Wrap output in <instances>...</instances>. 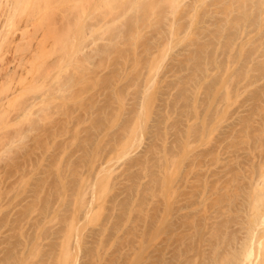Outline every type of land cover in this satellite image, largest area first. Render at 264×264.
Returning a JSON list of instances; mask_svg holds the SVG:
<instances>
[{"label": "rangeland", "instance_id": "1", "mask_svg": "<svg viewBox=\"0 0 264 264\" xmlns=\"http://www.w3.org/2000/svg\"><path fill=\"white\" fill-rule=\"evenodd\" d=\"M51 1L0 264H264V0Z\"/></svg>", "mask_w": 264, "mask_h": 264}, {"label": "bare ground", "instance_id": "2", "mask_svg": "<svg viewBox=\"0 0 264 264\" xmlns=\"http://www.w3.org/2000/svg\"><path fill=\"white\" fill-rule=\"evenodd\" d=\"M68 1L70 3H72V4H70V7L72 9L71 12L75 11L77 14H80L81 11L80 12H78V11L81 9V6H83V1L82 0H68ZM102 1H108L109 2L112 0H102ZM114 1L115 0H113V2ZM119 1H122V0H119ZM140 1H142V0H140ZM34 2L37 4L36 5L33 4ZM51 2H53V1H51V0H0V149L4 148V146L8 142H13L14 137H16V134L13 135V134H9V132H7V127L10 125V123H13L16 120L19 121L21 119L26 118L28 115H30L31 111L35 107L40 106L41 103L44 104L43 103L44 98H42V96L41 97L39 96L38 98L35 97L34 100H31V98L24 99V92L27 91L26 89L29 88L31 86V84L35 83L34 82L35 79L32 77L30 78V81L28 80L27 75H30L29 74L30 72H29V70L27 71L26 63L28 61H32V58L36 57V56L32 57L31 59L28 60V57L30 58L31 56L27 57L25 55V53H29V50L31 48H32L31 50H33V48L36 47L38 44L44 45L46 43L44 41H46V38H47L46 34H48V33H46L47 31L45 32V30L46 29L48 30V28L45 29L46 25H44V24L42 25L41 23L35 24L34 20H36V19H38V21L41 20V18L47 13L46 12L44 14L45 10L48 8V5ZM69 2H67V3H69ZM137 3H138V1H137ZM137 3H135V5ZM32 4H33V6L30 7ZM110 4H113V3H110ZM114 5H116V4L114 3ZM114 5H113V7H114ZM142 5H140V8ZM27 6H29L30 8ZM50 6H51V4H50ZM36 7H37V9H35ZM120 7H122V6H120ZM31 8L33 9V11ZM82 9H83V7H82ZM117 9H121V8H117ZM145 9L146 8H144L143 10H145ZM46 11H48V10H46ZM30 12H33L32 15H34L33 17H35L36 19L32 18L33 19L32 20L30 17L27 18V16H29L28 14ZM140 12H141V10H140ZM103 15H104V17H102L101 20H99V21L97 20L98 23L99 22L102 23L103 20L105 19L106 15L105 14H103ZM77 16H79V15H77ZM79 18H81V16H79ZM48 19L50 20V18H48ZM45 20H46V18H45ZM45 20H41V21H43V23H45L44 22ZM76 20L79 21L78 17L76 18ZM46 23H47V21H46ZM102 25L100 27H102ZM46 27H48V26H46ZM100 27H98V28H100ZM92 28H93V26H92ZM96 28H97V26H96ZM39 37H40V39L38 40ZM66 37H67V35H66ZM63 38H65V37H63ZM63 41H64V39H63ZM57 42H58V39L54 40L55 44H57ZM40 45H38V46H40ZM44 46H42V48ZM42 48L40 47V49H42ZM34 49L37 50V47ZM39 50H37L38 53L41 52V51L39 52ZM37 51L34 52V54H36L38 56ZM53 65L55 66V64H53ZM53 99H56V95H55V97H53ZM40 109H42V108H40ZM40 109H39V111L41 112L42 110H40ZM23 130L21 128L19 130L20 132H18L17 135L24 133ZM174 146H175V144H174ZM3 179H4V176H3ZM254 203H255V210L258 213V215H256V217L254 218V224H255V227H259L261 225V223L264 222V215L259 214L262 206L264 205V194H261V195L258 194L254 200ZM256 236L257 235L255 233L251 234V237H253V238ZM260 242L261 243L258 244V246L260 245V247H258V248L264 249V244H263L264 240H261ZM262 249H259L260 254L261 253L263 254V252H264V251L260 252V250H262ZM87 255L91 256V251H88ZM88 256H86V257H88ZM258 262H259V256H257L254 264H259Z\"/></svg>", "mask_w": 264, "mask_h": 264}]
</instances>
